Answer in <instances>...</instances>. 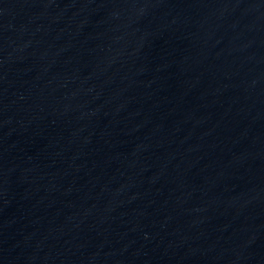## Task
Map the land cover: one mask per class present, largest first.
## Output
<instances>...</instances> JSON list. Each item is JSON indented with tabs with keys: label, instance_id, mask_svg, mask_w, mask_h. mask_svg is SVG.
<instances>
[{
	"label": "water",
	"instance_id": "1",
	"mask_svg": "<svg viewBox=\"0 0 264 264\" xmlns=\"http://www.w3.org/2000/svg\"><path fill=\"white\" fill-rule=\"evenodd\" d=\"M0 264H264V0H0Z\"/></svg>",
	"mask_w": 264,
	"mask_h": 264
}]
</instances>
